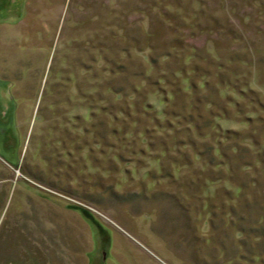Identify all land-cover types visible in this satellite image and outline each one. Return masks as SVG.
<instances>
[{
    "label": "rangeland",
    "instance_id": "374dc122",
    "mask_svg": "<svg viewBox=\"0 0 264 264\" xmlns=\"http://www.w3.org/2000/svg\"><path fill=\"white\" fill-rule=\"evenodd\" d=\"M0 264H264V0H0Z\"/></svg>",
    "mask_w": 264,
    "mask_h": 264
},
{
    "label": "trees",
    "instance_id": "16d2710c",
    "mask_svg": "<svg viewBox=\"0 0 264 264\" xmlns=\"http://www.w3.org/2000/svg\"><path fill=\"white\" fill-rule=\"evenodd\" d=\"M78 206V205H77Z\"/></svg>",
    "mask_w": 264,
    "mask_h": 264
}]
</instances>
